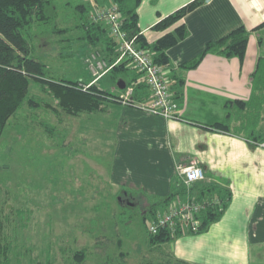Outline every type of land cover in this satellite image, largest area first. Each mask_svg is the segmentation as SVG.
Returning a JSON list of instances; mask_svg holds the SVG:
<instances>
[{"label": "crops", "instance_id": "1", "mask_svg": "<svg viewBox=\"0 0 264 264\" xmlns=\"http://www.w3.org/2000/svg\"><path fill=\"white\" fill-rule=\"evenodd\" d=\"M191 1L142 0L138 7L139 27L149 43L182 24L188 29L187 36L167 50L168 64H162L173 90L177 76L183 74L181 65L199 56L209 41L241 25L250 31L246 56L241 60L208 53L197 67L184 72L182 95L176 98L177 117L106 103L112 108L115 140L110 179L122 191H130L132 201H146V212L149 203L172 193L179 163L200 164L207 182L227 188L231 199L207 230L182 233L164 243L160 248L168 256L165 259L187 264H264V148L245 129L236 130L244 126L242 111L226 105L250 103L254 97L264 101V82H257L258 75L264 77V0H206L168 28L154 27ZM111 79L109 90L120 92ZM91 80L83 78L84 83ZM258 119L254 127L261 133L264 107ZM226 120L232 131L212 127Z\"/></svg>", "mask_w": 264, "mask_h": 264}, {"label": "rangeland", "instance_id": "2", "mask_svg": "<svg viewBox=\"0 0 264 264\" xmlns=\"http://www.w3.org/2000/svg\"><path fill=\"white\" fill-rule=\"evenodd\" d=\"M80 3L52 1L49 17L36 20L26 33L29 56L45 63L53 80L83 83L85 78L93 84L102 79L98 85L109 90L110 70L95 74L92 65L102 58L111 62L100 45L93 48L85 40L82 23L88 16ZM100 5L94 4L89 19ZM43 86L30 80L29 96L38 105L26 100L0 140V264L167 261L160 248L164 243L153 245L148 236L150 220L164 208L156 205L145 219L148 203H121L120 188L110 179L115 140L112 108L106 103L124 104L111 99L99 110L71 114ZM80 249L82 260L75 256Z\"/></svg>", "mask_w": 264, "mask_h": 264}, {"label": "trees", "instance_id": "3", "mask_svg": "<svg viewBox=\"0 0 264 264\" xmlns=\"http://www.w3.org/2000/svg\"><path fill=\"white\" fill-rule=\"evenodd\" d=\"M52 1L0 0V140L9 119L24 105L26 100L32 105H38V101L29 96L31 79L44 83V91L50 93L71 114H77L81 111L99 110V108L101 109L104 106L105 101L111 99L117 100L116 97L118 94L101 88L97 82H94L87 89H84L80 85L79 80L51 79L47 76V65L29 56L30 47L26 33L36 20L42 21L49 17L46 15V9L51 5ZM110 1H114L118 5L119 14L123 22L122 26L128 35L130 37L138 36V43L152 50L156 62L168 64L169 56L167 55V50L185 38L188 34V29L185 24H182L174 31L164 34L157 41L149 43L142 35L139 27L138 7L142 0H93L92 3H80L77 5L81 13L88 16L82 23L83 30L85 31V40L97 48L100 45L111 63L116 60V45L108 25L102 22H93L89 19L93 4H105ZM204 2L206 0H193L164 17L154 27L156 29H166ZM249 34L250 31L244 25H241L217 40L209 41L199 56L181 65L183 74L182 76H177L176 90H173L175 97L178 100L181 98L182 87L185 82L184 72L197 67L206 54L216 53L226 57L238 56L243 60L246 56ZM109 74L116 81L124 80L126 86H133L135 88L136 98L144 99L147 97L149 90L142 73L129 65L128 62L123 61L115 65L110 69ZM257 79V82L260 80L264 82V77L260 79L258 75ZM116 85L119 90H122L117 83ZM263 103L264 101L261 100L260 102L254 97L250 103L236 101L226 104L228 107L232 106V108L235 107L239 111H242L241 118L243 117L244 126L236 130L243 131L245 129L247 131L248 129L247 136L253 140H262L264 138V132L260 133L254 127L256 124L255 121H259L258 116H260V111L264 107ZM245 110L247 111L245 112ZM231 114L230 109L228 117ZM212 127L232 131L227 120L223 123L214 124ZM123 191L120 189L119 195H123ZM128 192L130 193V191ZM195 192L197 193L198 199L214 200L215 198H219L222 202L223 208L221 210L218 205L211 206L201 215V231H205L213 222L220 219L231 199V192L216 182L210 183L207 181L194 186L192 193ZM186 193L187 190L183 187L180 176L176 174L172 193L168 197L162 198L159 202L157 201V203L151 202L147 211L144 212V218L146 219L147 212L154 211L156 205L159 204L164 209H167L175 202L178 196ZM156 213L157 211L154 216ZM148 236L149 241L153 245L167 243L172 240L170 232L165 229L156 234L149 232ZM75 256L79 260H82L85 257L84 249L78 250ZM47 264H50V262ZM159 264L187 263L178 260H167Z\"/></svg>", "mask_w": 264, "mask_h": 264}, {"label": "built area", "instance_id": "4", "mask_svg": "<svg viewBox=\"0 0 264 264\" xmlns=\"http://www.w3.org/2000/svg\"><path fill=\"white\" fill-rule=\"evenodd\" d=\"M95 10L91 20L108 25L116 45L117 57L110 65L104 58L98 59L92 65L94 73L99 74L100 71L106 73L120 62H128L129 65L142 73L149 93L147 98H136L135 88L127 85L118 93L116 99L126 106H132L152 114H159L168 118L177 117L179 107L172 88L174 83L166 78L165 69L162 64L155 61L152 50L141 46L137 42L138 36L130 37L123 29L118 5H107V7ZM96 52L95 54L100 56ZM92 82L89 84L80 83V85L87 89ZM253 142L264 148V138L253 140ZM177 174L180 176L187 193L178 196L167 209L157 211L149 222L148 228L151 234H156L164 229L170 232L172 238L182 233H199L202 225L201 215L211 206L218 205L220 210L223 208L219 198L214 200L198 199L197 193H192L194 186L208 181L205 170L200 164L195 162L179 163Z\"/></svg>", "mask_w": 264, "mask_h": 264}, {"label": "flooded vegetation", "instance_id": "5", "mask_svg": "<svg viewBox=\"0 0 264 264\" xmlns=\"http://www.w3.org/2000/svg\"><path fill=\"white\" fill-rule=\"evenodd\" d=\"M122 193L123 195H120L121 197L119 198L121 203L134 204V205H137L140 203L139 201H132L134 197H132L130 193L126 191H123Z\"/></svg>", "mask_w": 264, "mask_h": 264}, {"label": "water", "instance_id": "6", "mask_svg": "<svg viewBox=\"0 0 264 264\" xmlns=\"http://www.w3.org/2000/svg\"><path fill=\"white\" fill-rule=\"evenodd\" d=\"M118 86L121 89H124L126 87V82L124 80H120V81H118Z\"/></svg>", "mask_w": 264, "mask_h": 264}]
</instances>
